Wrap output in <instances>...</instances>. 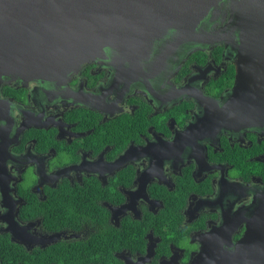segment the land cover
<instances>
[{"label": "flooded vegetation", "instance_id": "af4514ba", "mask_svg": "<svg viewBox=\"0 0 264 264\" xmlns=\"http://www.w3.org/2000/svg\"><path fill=\"white\" fill-rule=\"evenodd\" d=\"M235 4L143 54L0 78V264H264V124L219 119Z\"/></svg>", "mask_w": 264, "mask_h": 264}, {"label": "water", "instance_id": "95a60500", "mask_svg": "<svg viewBox=\"0 0 264 264\" xmlns=\"http://www.w3.org/2000/svg\"><path fill=\"white\" fill-rule=\"evenodd\" d=\"M226 1L0 0V78L57 79L76 71L105 47L123 56L135 51L143 54L151 40L168 29L177 34L192 32L201 18ZM234 1L231 23L236 73L219 119L240 127L261 125L264 0ZM180 42L177 39L172 46ZM260 199L264 201V193ZM249 226L241 245L253 236L254 229ZM256 257L261 262L264 259V255Z\"/></svg>", "mask_w": 264, "mask_h": 264}]
</instances>
